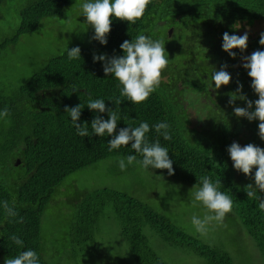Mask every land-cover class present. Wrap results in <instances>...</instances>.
I'll list each match as a JSON object with an SVG mask.
<instances>
[{
    "label": "trees",
    "instance_id": "obj_1",
    "mask_svg": "<svg viewBox=\"0 0 264 264\" xmlns=\"http://www.w3.org/2000/svg\"><path fill=\"white\" fill-rule=\"evenodd\" d=\"M3 1L0 0V7ZM74 1L29 2L20 9L19 25L7 42L13 43L21 34L36 30L44 17H61L64 8ZM261 19H264V0H151L143 17L134 24L113 17L106 45L92 39L88 46L79 47L81 57L71 60L67 49L50 57L41 69L10 94L0 90V111L4 108L9 110L8 117L0 118V264H4L5 258H14L28 249L37 253L39 264H46L40 251L41 214L55 187L67 174L116 155H135L138 160L142 159L131 144L109 151L107 142L111 137L107 134L99 137L92 132L91 121L97 115L108 119V113L89 110V96L103 99L108 108L118 112L121 119L117 123V132L128 125L149 124L150 131L146 136L149 142L159 139L161 146L168 149L174 174L168 175L166 169L149 167V170L193 185L198 184L203 176L210 177L213 182L221 180L220 190L232 198V210L254 239L264 264V211L258 207L259 200L248 199L244 191L245 185L252 183L255 186V182L252 177H245L243 173L240 175L241 172L237 176L227 152L238 136L244 137L246 144L253 143L264 148V140L258 136L259 121H248L234 115V107H247L246 101L238 99L234 105L228 103L229 94L238 87L237 82L243 85V94L249 100L258 99L251 88V78L242 66L241 57L256 50L264 51V46L259 44V34L248 39L244 52L233 49L235 59L222 49L224 32L231 35L238 23L252 24ZM161 25H167V29L172 27L173 33L163 35ZM139 34L164 40L170 60L174 59L173 54L177 50L189 60L184 64V70L189 74L181 80L183 85L196 92V102L206 97L210 101L202 104L213 107L208 121L200 125L202 130L191 126L180 95L176 98L167 96L170 93L168 89L173 94L181 93L176 92L174 83L159 85L146 101L132 104L120 96L118 80L111 75L105 76L103 62H93L94 54L109 58L123 55L120 48L123 41L134 39ZM192 63H195L194 67ZM225 63L232 80L228 85L221 86L220 98H215L212 95L214 82L212 89H208L207 84L211 82L215 66ZM114 98L121 99L122 103L115 105ZM78 104L84 107L77 122L82 126L87 122L88 137L77 134L69 114L64 111L66 106ZM158 122H166L170 126L171 140H164L155 131L153 126ZM15 158L19 159V163L18 160L14 163ZM13 169L19 172L13 174ZM254 173L255 169L252 176ZM257 196L264 197V193L257 190ZM4 201L14 207L18 213L16 217L6 216ZM106 205H110L115 213L120 234L136 264H166L150 249L142 232L145 224H149L169 244L188 245L192 252L204 257L209 264H232L226 251L186 234L138 198L106 187L92 190L77 203L69 230L70 239L76 247L93 242L96 224ZM21 217L23 222H17ZM12 235L23 240V247L13 243L10 239Z\"/></svg>",
    "mask_w": 264,
    "mask_h": 264
},
{
    "label": "rangeland",
    "instance_id": "obj_2",
    "mask_svg": "<svg viewBox=\"0 0 264 264\" xmlns=\"http://www.w3.org/2000/svg\"><path fill=\"white\" fill-rule=\"evenodd\" d=\"M32 1L34 0H4L0 7V90L4 93L10 94L14 91L19 84L41 69L50 57L59 55L73 46H88L94 35V29L81 15L80 6L84 0H75L64 8L61 17H44L36 30L21 34L13 43L7 42L19 25L20 9ZM169 28L171 27L167 29V25L160 26L163 35L169 34ZM245 31L248 32L249 38L261 34L264 32V19L255 20L252 24L238 23L231 35H243ZM172 33L173 30L170 35ZM250 54L249 52L248 55ZM173 57V60L169 59L172 64L169 63L163 71L159 85L175 84L176 92L181 93L173 94L171 89L165 88L170 91L167 96L176 98L180 95L179 97L183 98V110L190 118L191 126L202 130L200 125L208 121V114L213 108L202 103L209 102L210 99L202 97L196 102V92H192L188 86L185 87L181 81L189 74L184 70V64L189 60L178 50ZM192 65L194 67L195 63ZM220 68V65L215 66V70ZM191 77L193 78V74ZM219 93V89H215L213 94H209L220 98ZM233 142L241 146L246 144L242 136H238ZM120 158L121 155L103 158L77 169L67 174L55 187L44 206L40 220V251L46 264H136L120 234L117 217L110 205H106L99 216L93 242L76 247L70 239L69 230L77 203L87 193L103 187L138 198L171 220L186 234L226 251L232 259V264H263L254 239L233 210L226 215L223 224L213 222L207 226L206 233H197L191 223V217H203L206 210L200 204L195 207L192 205L190 190L193 184L144 169L136 163L121 171L118 166ZM18 172L19 170H12L13 174ZM239 173L236 171L237 176ZM142 232L150 249L166 264H209L204 257L192 252L188 245L165 242L149 224L142 227Z\"/></svg>",
    "mask_w": 264,
    "mask_h": 264
},
{
    "label": "clouds",
    "instance_id": "obj_3",
    "mask_svg": "<svg viewBox=\"0 0 264 264\" xmlns=\"http://www.w3.org/2000/svg\"><path fill=\"white\" fill-rule=\"evenodd\" d=\"M151 0H84L81 4V15L85 17L86 23L94 29L93 40L102 45L107 44V36L111 31L112 18L134 24L140 20ZM249 35L245 31L243 35H230L223 33L222 49L233 59L236 53L233 49L244 52L248 46ZM259 44L264 46V32L260 34ZM123 55L108 57L107 55H93V62L102 61L105 76H113L119 82L120 96L127 98L132 104H140L146 101L150 94L156 90L161 82L163 71L169 64L168 53L165 49V42L162 39H153L148 35L139 34L131 40H125L120 45ZM167 53V55H166ZM68 58L79 59L81 49L73 47L67 51ZM243 68L247 70V75L251 78V88L258 96L255 101L249 100L243 94V85L237 82L238 87L235 92L229 94V105H234L236 100L246 101L247 107H234V115L238 118L243 117L248 121H259L258 136L264 140V51L256 50L251 55L242 56ZM228 65L225 63L219 70H214L211 74V82L207 84L208 89H220L221 86L228 85L232 77L226 71ZM115 105L122 103L121 99L114 98ZM253 105L254 110L253 109ZM84 106L78 104L74 107H65L81 137H88V124L83 126L77 121L80 119L81 111ZM87 107L97 113L107 111L108 119L97 115L91 121L92 132L99 137H111L108 140V150L119 149L121 146L131 144V148L142 156L138 160L135 155H128L126 158L118 160L121 171L126 170L128 165L136 163L144 169L167 170L168 175L174 174L173 162L169 158V151L161 146L159 139L149 142L146 134L150 131L147 122H141L138 126L120 128L117 132V123L121 119L117 111L108 108L103 99H92L89 96ZM9 116V110L4 108L0 111V118ZM155 131L164 140H171L169 125L166 122H158L154 126ZM227 152L236 171L245 176L252 177L255 186L249 183L244 186V191L248 199H258L259 209L264 211V197L257 196V190L264 193V148L253 143L241 146L233 142ZM19 159L15 158L14 163ZM255 169L254 176H252ZM221 180H213L208 176L200 177L199 183L195 184L190 190L192 205L195 207L200 204L204 207L203 217L193 215L191 223L197 233L204 234L207 226L213 222L223 224L228 213L233 209L232 198L220 190ZM6 216L16 217L18 213L14 207L9 206L7 201L3 202ZM17 222L22 223L23 217ZM10 239L18 246L23 247V240L18 236L12 235ZM4 264H39L37 253L31 249L21 251L14 258H5Z\"/></svg>",
    "mask_w": 264,
    "mask_h": 264
},
{
    "label": "water",
    "instance_id": "obj_4",
    "mask_svg": "<svg viewBox=\"0 0 264 264\" xmlns=\"http://www.w3.org/2000/svg\"><path fill=\"white\" fill-rule=\"evenodd\" d=\"M169 30H170V31H169V34H170V32H171V28H170ZM169 34H168V35H169Z\"/></svg>",
    "mask_w": 264,
    "mask_h": 264
},
{
    "label": "crops",
    "instance_id": "obj_5",
    "mask_svg": "<svg viewBox=\"0 0 264 264\" xmlns=\"http://www.w3.org/2000/svg\"><path fill=\"white\" fill-rule=\"evenodd\" d=\"M122 158H124V156H121Z\"/></svg>",
    "mask_w": 264,
    "mask_h": 264
},
{
    "label": "flooded vegetation",
    "instance_id": "obj_6",
    "mask_svg": "<svg viewBox=\"0 0 264 264\" xmlns=\"http://www.w3.org/2000/svg\"><path fill=\"white\" fill-rule=\"evenodd\" d=\"M170 29V28H169ZM171 30H172V27H171Z\"/></svg>",
    "mask_w": 264,
    "mask_h": 264
}]
</instances>
